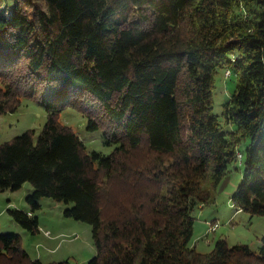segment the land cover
I'll use <instances>...</instances> for the list:
<instances>
[{
	"label": "trees",
	"instance_id": "trees-1",
	"mask_svg": "<svg viewBox=\"0 0 264 264\" xmlns=\"http://www.w3.org/2000/svg\"><path fill=\"white\" fill-rule=\"evenodd\" d=\"M219 68L235 86L214 114ZM24 98L47 118L0 144V191L29 182L31 210L44 196L72 203L64 216L91 226L87 264H264V236L257 251L191 243L204 185L230 165L242 169L233 206L264 216V0H0V114ZM66 105L109 154L60 122ZM7 211L39 231L31 211ZM0 264L67 261L43 263L0 232Z\"/></svg>",
	"mask_w": 264,
	"mask_h": 264
},
{
	"label": "rangeland",
	"instance_id": "rangeland-1",
	"mask_svg": "<svg viewBox=\"0 0 264 264\" xmlns=\"http://www.w3.org/2000/svg\"><path fill=\"white\" fill-rule=\"evenodd\" d=\"M1 13L5 17L10 16L6 7L1 8ZM225 70L219 68L215 75L214 114L220 113L222 104L230 97L235 86V78L226 77ZM46 118L47 112L39 98H24L14 112L0 114V144L28 129L34 130L37 136ZM58 118L72 128L88 151L109 154L116 146L105 142L101 129L88 130L85 116L71 105L60 108ZM241 170L235 164L230 165L215 189L204 185L211 191V200L206 205L196 207L192 213L195 220L191 243H196V249L200 252L210 251L220 238H224L229 245L246 243L254 251L261 246L264 216L237 210L230 199L241 181ZM32 190V185L24 182L16 190L0 191V232L19 234L22 247L30 256L36 258L38 255L43 263L66 260L67 264H87L95 254L90 224L64 216L63 210L72 203L50 197H41L39 207L31 210L25 197ZM8 208L31 211L39 220L40 230L31 233L23 228L8 213ZM208 221L217 223L214 230L208 231Z\"/></svg>",
	"mask_w": 264,
	"mask_h": 264
},
{
	"label": "built area",
	"instance_id": "built-area-1",
	"mask_svg": "<svg viewBox=\"0 0 264 264\" xmlns=\"http://www.w3.org/2000/svg\"><path fill=\"white\" fill-rule=\"evenodd\" d=\"M230 74V71H229V69H226V76H228ZM207 224H208V230H214V227L216 226V222H214V221H208L207 222Z\"/></svg>",
	"mask_w": 264,
	"mask_h": 264
},
{
	"label": "crops",
	"instance_id": "crops-1",
	"mask_svg": "<svg viewBox=\"0 0 264 264\" xmlns=\"http://www.w3.org/2000/svg\"><path fill=\"white\" fill-rule=\"evenodd\" d=\"M39 221V220H38ZM38 225H39V222H38ZM39 227H41V225H39ZM40 230V229H39ZM44 234V233H43ZM44 236H45V234H44ZM195 246H196V243H193ZM33 257V256H32ZM36 258H38L39 256L38 255H36L35 256ZM40 258V257H39Z\"/></svg>",
	"mask_w": 264,
	"mask_h": 264
},
{
	"label": "bare ground",
	"instance_id": "bare-ground-1",
	"mask_svg": "<svg viewBox=\"0 0 264 264\" xmlns=\"http://www.w3.org/2000/svg\"><path fill=\"white\" fill-rule=\"evenodd\" d=\"M225 74H226V72H225ZM237 156H238V157H241V156H242V154L238 153V154H237ZM240 160H241V159H240Z\"/></svg>",
	"mask_w": 264,
	"mask_h": 264
},
{
	"label": "clouds",
	"instance_id": "clouds-1",
	"mask_svg": "<svg viewBox=\"0 0 264 264\" xmlns=\"http://www.w3.org/2000/svg\"><path fill=\"white\" fill-rule=\"evenodd\" d=\"M28 215H31V213L30 212H28ZM208 225V224H207ZM208 231H210V230H208Z\"/></svg>",
	"mask_w": 264,
	"mask_h": 264
}]
</instances>
